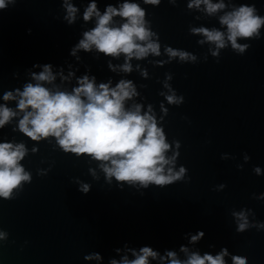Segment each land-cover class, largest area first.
<instances>
[{
	"label": "water",
	"instance_id": "95a60500",
	"mask_svg": "<svg viewBox=\"0 0 264 264\" xmlns=\"http://www.w3.org/2000/svg\"><path fill=\"white\" fill-rule=\"evenodd\" d=\"M108 2L114 0H98V7L102 10ZM261 3L264 0H256L257 8ZM148 11L162 43L198 57L206 46H198L197 37L187 34L188 24L218 26L215 19L194 21V13L184 10V0H177L176 7L162 0ZM60 15L59 0H17L0 12V93L18 86L13 72L22 76L33 63L62 64L70 59L68 50L78 38L80 22L66 26ZM250 44L242 56L223 50L218 63L210 56L194 65L174 61L162 68L147 66L151 80H140L135 73L129 77L147 84L143 95L155 105L162 99L156 95L160 89L156 78L163 79L165 71L173 74L171 84L183 94L184 103L169 108L165 132L181 142L178 164L188 169L190 183L150 186L141 196L127 187L101 188V178L92 182L87 195H81L70 179L91 182L87 166L42 143L25 164L33 173L31 184L15 199L0 200V229L14 241L0 245V264H84L83 255L96 251L106 260L125 241L130 246L177 247L184 242L183 233L197 229L205 233L198 245L202 251L209 250L208 244H214L215 250L225 246L246 255L248 264H264V232L235 233L228 215L229 209L243 205L264 221V201L250 196L264 192V174L251 172L254 164L264 171V38ZM82 59L98 79L112 75L102 58L82 54ZM5 133L12 135L6 128L0 136ZM242 152L250 159L237 170L235 165L243 163ZM221 153L235 159L221 160ZM42 157L54 163L46 176L37 177L35 168L48 166L39 163ZM220 183L226 185L224 190H211Z\"/></svg>",
	"mask_w": 264,
	"mask_h": 264
},
{
	"label": "clouds",
	"instance_id": "9594fccd",
	"mask_svg": "<svg viewBox=\"0 0 264 264\" xmlns=\"http://www.w3.org/2000/svg\"><path fill=\"white\" fill-rule=\"evenodd\" d=\"M16 3L17 0H0V12ZM161 3L162 0H114L101 10L98 0H80L78 4L75 0H59L58 19L66 26L80 22L78 38L68 50L70 59L62 64L33 63L22 76L13 72L18 86L0 93V131L7 128L12 133L0 136V200L15 199L31 184L33 173L25 164L38 153L42 143L52 152L87 166L91 182L79 177L70 179L81 195H87L92 182L101 178V188L127 187L141 196L150 186L190 183L188 169L178 164L181 142L169 139L165 132L169 108L184 103L183 94H178L171 84L173 74L165 71L163 79L156 78L160 85L156 95L162 99L155 105L143 95L147 84L129 77L135 73L140 80H151L147 66L162 68L174 61L194 65L206 62L210 56L218 63L225 49L244 55L251 41L264 38V3L257 8L256 0H184V10L194 13V21L215 19L218 25L188 24L187 34L197 37L198 46H206V52L199 57L161 42L148 11ZM167 4L176 7L177 0H167ZM82 54L94 60L102 58L112 75L98 79ZM17 134L22 138L17 139ZM219 158L234 160L235 156L221 153ZM241 159L243 163L235 165L237 170L250 157L242 152ZM39 163L48 165L35 168V175L43 177L54 161L42 157ZM251 172L256 176L264 174L258 164L252 165ZM225 187L220 183L211 190L220 192ZM250 196L264 201V192ZM228 215L235 233L249 229L264 232V221L256 219L251 207L231 208ZM204 235L199 229L185 232L181 235L183 243L163 249L150 244L130 246L125 241L113 248V255L106 260L96 251L82 259L84 264H248L246 255L230 252L225 246L215 250L214 244H208L209 250L202 251L198 245ZM7 243L14 241H9L7 230L0 229V245Z\"/></svg>",
	"mask_w": 264,
	"mask_h": 264
}]
</instances>
